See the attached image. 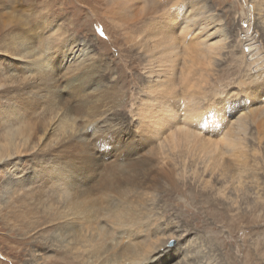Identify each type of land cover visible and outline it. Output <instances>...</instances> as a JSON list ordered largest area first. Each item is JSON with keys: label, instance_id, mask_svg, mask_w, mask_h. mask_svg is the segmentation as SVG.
Returning <instances> with one entry per match:
<instances>
[{"label": "bare ground", "instance_id": "6f19581e", "mask_svg": "<svg viewBox=\"0 0 264 264\" xmlns=\"http://www.w3.org/2000/svg\"><path fill=\"white\" fill-rule=\"evenodd\" d=\"M7 1V12H0V74L14 88L7 98L22 121L0 134V166L14 170L21 156L45 157L32 181L13 182L5 193L62 229L49 237L60 243L57 260H65L56 263H150L158 245L183 238L177 222L160 215V198L192 182L235 208L249 192L261 199L264 149L250 142L264 118L251 103L252 94H264V46L254 28L261 24L264 33V0H241L247 25L239 35L248 54L239 59L236 80L225 84H218L215 61L222 50L234 54V45L204 2L107 0L104 17L115 26L139 25L125 38L142 70L127 127L117 121L116 112L126 109L122 94L113 79L101 82L84 42L61 25L43 32L45 21L35 20L25 0ZM3 56L10 58L6 67ZM40 107L41 120L23 121ZM238 156L247 166L231 172ZM186 247L185 254L194 244Z\"/></svg>", "mask_w": 264, "mask_h": 264}, {"label": "rangeland", "instance_id": "374dc122", "mask_svg": "<svg viewBox=\"0 0 264 264\" xmlns=\"http://www.w3.org/2000/svg\"><path fill=\"white\" fill-rule=\"evenodd\" d=\"M22 1L31 12L35 13H32L33 16L35 15V20L45 21L43 32L50 24L61 25L66 29V34H71L76 40L81 39L84 42L93 57L98 60L97 65L101 70L100 74L102 73L101 82L107 84L113 79L116 84L114 90L122 94V104L126 109L125 111L119 109L120 111L116 112L119 115L117 121L120 126L127 127L131 122L128 113L129 104L135 102L136 96L139 95L138 85L142 70L139 54L131 47L132 43L125 38L127 33L135 34L139 25H131L128 29L126 28L128 26L124 28L115 26L110 18L104 17L103 9L107 0H25V3L24 0ZM162 1L169 2V0ZM201 1L206 4L209 12L221 19L234 45V54L227 52V49L222 50L221 56L215 61L218 84L235 81L241 71L239 59L248 54V50L244 47L246 40L239 35L240 30L247 25L242 21L241 0ZM8 3L7 0H0L1 13L7 12ZM254 28L257 29L259 39L264 46L261 24L254 25ZM34 46L37 47L38 43L34 42ZM9 61L8 56L1 57L3 67H6ZM5 72L7 73L8 70L5 69ZM192 73L195 74V71H191L190 78L193 77ZM5 75L0 74V82L3 85L0 89V134L22 121L21 115H15L9 104L10 100L7 97L15 91L12 86L4 85ZM115 91L113 98L118 96ZM251 98H253L251 103H254L253 107L256 108L255 112L259 115V112L264 110V94L258 91L252 94ZM261 100L263 102H260ZM43 112L44 108L40 107L23 121L26 123V121L41 120ZM261 121L262 124L259 123L258 128H252L253 142L250 143L264 149V118ZM44 157L40 154L32 157L31 154L21 156V161L13 165L14 170L0 166V264L65 263L64 259L57 260L63 254L59 252L60 243L55 240L56 234L62 230L56 229L57 223H44L42 218H38L40 214L35 213L37 210L33 213L32 206H20L15 197L5 193L13 182L32 181ZM243 166H247V162H242L241 157L238 156L231 161L228 169L235 172L237 169L242 170ZM258 169L259 180L262 183L261 199H256L255 195L249 192L247 199L239 201L237 209L219 198L212 199L201 193L198 189L199 185L193 182L188 188L181 187L179 193L173 192L171 195L162 196L159 203L162 211L160 215L166 222H177L176 225L180 228L179 231H182L183 238L179 242L174 239L176 243L171 248L159 250L154 255L153 261L148 264H264V165L258 166ZM189 181V178H186L183 182ZM180 197L184 198L186 203L179 201ZM51 235H54V241L49 239ZM190 243L194 244L192 247L194 249L185 254L187 249L185 246ZM173 253L179 258L174 260ZM184 254L183 259L181 256Z\"/></svg>", "mask_w": 264, "mask_h": 264}, {"label": "snow or ice", "instance_id": "6c2138e0", "mask_svg": "<svg viewBox=\"0 0 264 264\" xmlns=\"http://www.w3.org/2000/svg\"><path fill=\"white\" fill-rule=\"evenodd\" d=\"M175 243H176V241L174 239H168V240L164 241L163 243H161L160 245H158V248L160 251H164V250L169 249L172 246H174ZM150 258L151 257H149V259Z\"/></svg>", "mask_w": 264, "mask_h": 264}]
</instances>
